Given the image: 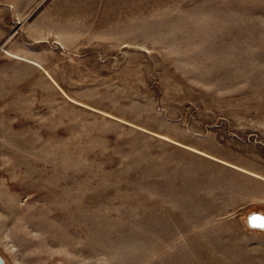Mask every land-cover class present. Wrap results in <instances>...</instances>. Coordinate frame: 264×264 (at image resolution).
<instances>
[{"label": "rangeland", "instance_id": "rangeland-1", "mask_svg": "<svg viewBox=\"0 0 264 264\" xmlns=\"http://www.w3.org/2000/svg\"><path fill=\"white\" fill-rule=\"evenodd\" d=\"M253 212L264 0H0L7 264H264Z\"/></svg>", "mask_w": 264, "mask_h": 264}, {"label": "bare ground", "instance_id": "bare-ground-1", "mask_svg": "<svg viewBox=\"0 0 264 264\" xmlns=\"http://www.w3.org/2000/svg\"><path fill=\"white\" fill-rule=\"evenodd\" d=\"M32 62H35V61H32ZM248 217L251 219V220L248 219L251 223V226H253L254 228H264V213L253 212Z\"/></svg>", "mask_w": 264, "mask_h": 264}, {"label": "water", "instance_id": "water-1", "mask_svg": "<svg viewBox=\"0 0 264 264\" xmlns=\"http://www.w3.org/2000/svg\"><path fill=\"white\" fill-rule=\"evenodd\" d=\"M249 220H251V219L249 218ZM252 220H253V218H252ZM0 264H7L1 254H0Z\"/></svg>", "mask_w": 264, "mask_h": 264}]
</instances>
